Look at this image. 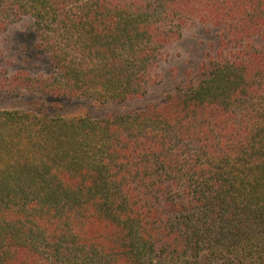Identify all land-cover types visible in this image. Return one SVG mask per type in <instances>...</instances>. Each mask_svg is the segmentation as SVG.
<instances>
[{"label": "trees", "instance_id": "obj_1", "mask_svg": "<svg viewBox=\"0 0 264 264\" xmlns=\"http://www.w3.org/2000/svg\"><path fill=\"white\" fill-rule=\"evenodd\" d=\"M25 16L45 97L138 100L184 29L218 45L143 110H0V264H264V0H0Z\"/></svg>", "mask_w": 264, "mask_h": 264}, {"label": "rangeland", "instance_id": "obj_2", "mask_svg": "<svg viewBox=\"0 0 264 264\" xmlns=\"http://www.w3.org/2000/svg\"><path fill=\"white\" fill-rule=\"evenodd\" d=\"M12 21L0 32V110L92 119L143 110L149 104H162L175 86L182 83L185 74L197 71L207 52L217 49L218 45L214 31L199 24L187 27L178 40L163 50L156 69L157 82L148 86L143 98L123 104H101L85 99L45 97L36 92L37 83L51 76L52 66L37 51L32 19L25 16Z\"/></svg>", "mask_w": 264, "mask_h": 264}]
</instances>
